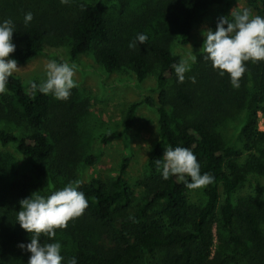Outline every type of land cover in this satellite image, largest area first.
<instances>
[{
	"label": "trees",
	"instance_id": "16d2710c",
	"mask_svg": "<svg viewBox=\"0 0 264 264\" xmlns=\"http://www.w3.org/2000/svg\"><path fill=\"white\" fill-rule=\"evenodd\" d=\"M222 1L143 0L140 14L132 13L129 24L117 30L102 0L79 1L64 31L44 13L25 24L24 17L0 10V23L13 21L15 51L9 58L17 62L32 59L46 44L60 40L67 46L70 62L92 50L106 72L125 67L142 82L154 71L156 97L145 95L130 104L122 130L105 133L101 142L118 140L129 130L142 103L155 110L159 133L146 161L147 175L140 182L145 196L132 206L126 160L109 181L94 178L82 182L78 178L73 157L77 137L69 99L56 100L34 91L31 84L39 85L38 80L24 84L14 74L9 77L7 91L0 94V124L5 125L0 128V144L14 146L23 157V171L29 174L13 175L0 169V264H27L31 254L19 245L30 243L31 235L16 221L19 201L25 198L33 174L47 180L49 173L61 170L64 180L54 178L57 183L52 192L62 189V183L79 181L78 190L88 200L84 214L70 221L66 229H58L54 241L40 238L41 243H61L62 264L71 257L76 258V264H264V197L237 196L233 200L249 174L264 176V130L258 128V114L264 115V61L246 62L247 71L238 89L201 54L185 73L183 83L178 82L172 67L181 57L171 51L170 41L177 38L187 43L204 10ZM9 3L0 0V9L5 4L13 9ZM245 3L253 15L264 17V0ZM141 8H145L143 13ZM224 16L228 15H220L211 30ZM150 20L155 21L154 27ZM144 29L151 33L146 43L137 42L135 48H129ZM229 125L238 127L243 149L223 139ZM163 141L169 147L191 149L201 174L215 178L203 188L201 202H191L190 189L175 176L162 178L156 160L163 159ZM243 152L247 155L239 163ZM94 159L88 155L84 164ZM3 163L0 158V166ZM41 191L45 192L43 187ZM259 191L264 195V187ZM214 221L226 235L225 242L217 246Z\"/></svg>",
	"mask_w": 264,
	"mask_h": 264
},
{
	"label": "rangeland",
	"instance_id": "374dc122",
	"mask_svg": "<svg viewBox=\"0 0 264 264\" xmlns=\"http://www.w3.org/2000/svg\"><path fill=\"white\" fill-rule=\"evenodd\" d=\"M8 1L13 9L5 8V4L4 8L0 9L1 12H10L22 17L28 12H31L33 16L44 13L48 20L64 31L68 18L75 13L81 0H69L67 4H61L60 0ZM102 2L106 6L108 18L112 19V24L117 30L129 24V21L133 19L132 13L140 14L138 8L143 0H102ZM243 8L250 10L245 0H223L217 6H209L204 10L201 18L194 23L189 41L182 44L177 38L172 39L170 41L171 51L179 55L181 59L192 54L197 57L205 38L203 32L211 29L220 15H229L232 9ZM144 9H142V13ZM150 22L154 27L155 21L150 20ZM144 34L148 37L151 33L148 29H144ZM53 59L58 63L67 62L77 66L74 79L78 87L71 90L68 100L70 103H67V106L71 110V125L74 136L77 137V148L73 157L78 178L82 182H89L94 178L109 181L116 177L121 162L126 160L125 179L132 192L131 205L135 206L145 196L140 182L147 175L148 156L154 144L159 141L156 112L144 103L139 104L130 129L123 133L118 140L102 143L101 136L105 133L122 130L125 114L130 104L140 102L145 95L156 97L158 92L155 89V72L152 71L142 82H138L133 72L125 67L114 72H106L96 60L92 50L80 54L73 62H70L68 61L67 46L58 40L46 44L44 49L32 59L25 62L16 61L19 69L13 74L24 84L31 80H38L41 83L45 78V65ZM2 127L5 125L0 124V128ZM258 128L264 130V115L260 113L258 114ZM11 130L13 129L11 128ZM223 139L226 143H234L237 148L243 149L238 127L229 125L223 132ZM166 147L167 144L163 141L164 152ZM88 155L94 156V162L84 164ZM246 155L243 152L242 156L238 158L239 163L245 160ZM0 158L4 161V166H0L1 170H6L13 175L16 172L29 174V172L23 171V157L13 145L3 146L0 144ZM54 174L55 172L52 175L49 173L47 180H41L33 174L24 197L29 198L32 193L45 197L50 195L53 189H56L54 183L57 182L54 181V178H59L63 182L65 177L62 170ZM65 185L66 183H62L61 187ZM42 187L45 192L41 191ZM260 187H264V176L251 173L234 193L233 200L237 196L264 197L259 191ZM203 188L189 191L188 196L191 202L199 203L203 200ZM213 231L214 246H217L220 241L225 242V231L221 227L219 228L215 221L213 222Z\"/></svg>",
	"mask_w": 264,
	"mask_h": 264
},
{
	"label": "clouds",
	"instance_id": "9594fccd",
	"mask_svg": "<svg viewBox=\"0 0 264 264\" xmlns=\"http://www.w3.org/2000/svg\"><path fill=\"white\" fill-rule=\"evenodd\" d=\"M67 4L69 0H60ZM33 15L28 12L24 16V23L32 21ZM14 25L11 19L0 23V94L7 91L9 77L19 67L10 55L15 51L12 42ZM204 40L200 54L205 61L220 76L228 75L233 88L240 87V80L247 71L246 62L257 63L264 61V17L253 15L247 8L231 10L228 16L221 17L215 30L207 29L203 32ZM148 37L138 34L129 48H135L137 42L146 43ZM197 57L192 54L180 59L172 67L178 82L183 83L185 73L190 71L191 65ZM77 66L67 62L58 63L55 59L45 65V78L39 84L32 83V89L45 95H51L56 100L66 101L71 90L78 87L74 79ZM195 83V78H190ZM161 169L163 179L175 176L188 189L195 190L208 186L214 182L209 173L201 174L200 164L196 155L188 147L167 146L162 160H156ZM80 182L70 181L62 189L52 192L48 196L32 193L29 198L19 201L20 209L16 214V221L20 227L31 235L30 243L20 244L19 247L30 252L27 264H62L60 242L41 243V237L55 240L58 229H66L68 223L84 214L88 207V200L79 191ZM67 264H76V258L71 257Z\"/></svg>",
	"mask_w": 264,
	"mask_h": 264
}]
</instances>
